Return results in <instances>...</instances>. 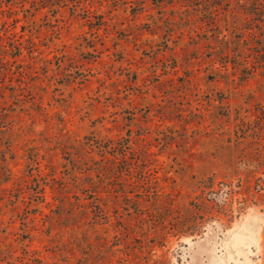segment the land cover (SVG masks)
<instances>
[{
    "label": "rangeland",
    "instance_id": "obj_1",
    "mask_svg": "<svg viewBox=\"0 0 264 264\" xmlns=\"http://www.w3.org/2000/svg\"><path fill=\"white\" fill-rule=\"evenodd\" d=\"M0 264H264V0H0Z\"/></svg>",
    "mask_w": 264,
    "mask_h": 264
},
{
    "label": "trees",
    "instance_id": "obj_2",
    "mask_svg": "<svg viewBox=\"0 0 264 264\" xmlns=\"http://www.w3.org/2000/svg\"><path fill=\"white\" fill-rule=\"evenodd\" d=\"M223 191L222 188H220L219 190H216L212 184V182H206V184L204 185V195L202 196V203L200 204V206L206 205V206H210V203H213L214 205L224 209L227 206V201H223V204L219 205V199L218 201H216L215 199H217V197L219 196V192L221 194V192Z\"/></svg>",
    "mask_w": 264,
    "mask_h": 264
}]
</instances>
